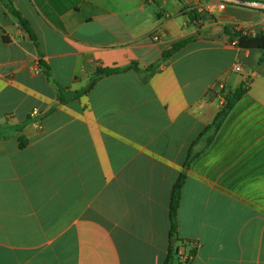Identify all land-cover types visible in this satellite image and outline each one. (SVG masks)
<instances>
[{"label": "crops", "instance_id": "1", "mask_svg": "<svg viewBox=\"0 0 264 264\" xmlns=\"http://www.w3.org/2000/svg\"><path fill=\"white\" fill-rule=\"evenodd\" d=\"M233 1L11 0L35 41L0 0V264H164L183 173L189 264H264V51L233 45L264 11Z\"/></svg>", "mask_w": 264, "mask_h": 264}, {"label": "trees", "instance_id": "2", "mask_svg": "<svg viewBox=\"0 0 264 264\" xmlns=\"http://www.w3.org/2000/svg\"><path fill=\"white\" fill-rule=\"evenodd\" d=\"M8 11L14 15L17 19H19L20 24L26 29V31L31 35V37L36 41L35 36L32 34V32L29 30V28L26 26V22L22 19L21 15L18 13V11L14 8L13 3L11 0H2ZM193 19H197V12L193 11ZM239 40L237 45L240 48L243 49H261L264 51V32L260 33L259 35L251 36L247 34H240L238 36ZM190 40H185L176 43L173 45V47L166 51L163 55L162 62L170 59L172 56H174L178 51H180L186 44L189 43ZM131 69H135L139 71V68L136 64H133ZM154 68H149L148 72H152ZM122 71L121 69H97L93 75L92 81L90 85L88 86L87 89H84L82 91H77V92H72V93H66V91L62 88L59 87V101L61 103H66L71 100L79 98L81 95L87 94L94 86L95 82L103 77V76H108L113 73H117ZM50 76V75H49ZM245 90H239L237 91L233 98L228 100L227 105L217 114L214 122L206 128V130L201 134V138L209 133L212 130H216L223 119L226 117L228 111L232 108L233 104L236 102V100L240 97V95L244 92ZM193 156H189V159L187 160L186 167H188L191 164V161L193 160ZM186 175L185 173L181 174L179 177L178 181L174 185L173 192H172V200H171V247L169 249L168 256L165 260L164 264H175V257H178L179 264H189V256L194 255V251L189 254L188 257L185 258L186 254V247L185 251L182 253L181 252V247L184 244L183 240H180L178 238V209L181 203V192L183 188V184L185 182ZM173 240H176L175 243H173Z\"/></svg>", "mask_w": 264, "mask_h": 264}, {"label": "built area", "instance_id": "3", "mask_svg": "<svg viewBox=\"0 0 264 264\" xmlns=\"http://www.w3.org/2000/svg\"><path fill=\"white\" fill-rule=\"evenodd\" d=\"M187 3L191 2V0H185ZM233 2H236V4H240V5H243V6H247L249 8H255V9H260V10H263L264 11V0H254V1H248V2H241V1H238V0H235ZM225 5L222 4L221 5V8H224ZM233 45H237V43H233ZM241 66L240 65H237L235 66V71L236 72H240L241 71ZM221 89H223V86L221 87ZM185 251V249H183L181 252L183 253Z\"/></svg>", "mask_w": 264, "mask_h": 264}, {"label": "rangeland", "instance_id": "4", "mask_svg": "<svg viewBox=\"0 0 264 264\" xmlns=\"http://www.w3.org/2000/svg\"><path fill=\"white\" fill-rule=\"evenodd\" d=\"M175 264H179L178 257H175Z\"/></svg>", "mask_w": 264, "mask_h": 264}, {"label": "water", "instance_id": "5", "mask_svg": "<svg viewBox=\"0 0 264 264\" xmlns=\"http://www.w3.org/2000/svg\"><path fill=\"white\" fill-rule=\"evenodd\" d=\"M176 242V240H173V243H175Z\"/></svg>", "mask_w": 264, "mask_h": 264}]
</instances>
